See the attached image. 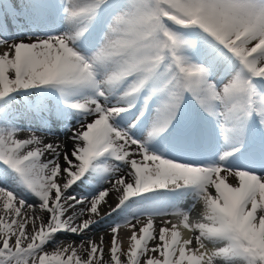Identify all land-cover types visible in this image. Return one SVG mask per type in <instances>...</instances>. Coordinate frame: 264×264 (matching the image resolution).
<instances>
[{"label":"snow or ice","instance_id":"snow-or-ice-1","mask_svg":"<svg viewBox=\"0 0 264 264\" xmlns=\"http://www.w3.org/2000/svg\"><path fill=\"white\" fill-rule=\"evenodd\" d=\"M0 264H264V0H0Z\"/></svg>","mask_w":264,"mask_h":264},{"label":"bare ground","instance_id":"bare-ground-1","mask_svg":"<svg viewBox=\"0 0 264 264\" xmlns=\"http://www.w3.org/2000/svg\"><path fill=\"white\" fill-rule=\"evenodd\" d=\"M21 24H23L24 23V21L22 20L21 22H20ZM8 27H9V30L10 31H12V32H15L16 31V29L13 27V23L12 22H8ZM28 122L27 121H22L21 122V127H24V124H27ZM73 127H75V124L73 123ZM53 131H55L56 132V135L55 136H51V137H46L45 138V142H48L49 140H55V139H57V137L60 139V141H62V142H66L67 141V136L68 135H70V133H64L63 132V130H61V131H56L55 129H53ZM23 133H27V132H23ZM23 133H21V138H24V137H26L27 136V134H25V135H22ZM38 135L39 134H41V133H37ZM70 143V142H69ZM109 203L110 204H113V206H114V204H115V198H114V196H110L109 198ZM105 211H107V209H105ZM142 220L143 219H145V218H141ZM133 223H135V221H133ZM155 226L158 228L159 226H160V220L158 219V217H156L155 218ZM129 229H126V228H121L120 229V232H119V235L122 237V238H124V237H126L128 234H129ZM103 233H104V236L105 237H108V242L110 241V239H111V237L107 234V228L104 230V231H102ZM101 231L99 232H94L93 233V235L96 237V238H98L99 236H100V234L102 233ZM185 235H187L186 233H185ZM108 242H105V247L107 248V246H108ZM123 247H127V241L125 240V242H124V244H123Z\"/></svg>","mask_w":264,"mask_h":264},{"label":"rangeland","instance_id":"rangeland-1","mask_svg":"<svg viewBox=\"0 0 264 264\" xmlns=\"http://www.w3.org/2000/svg\"><path fill=\"white\" fill-rule=\"evenodd\" d=\"M8 2H9V4H17L16 2H14V1H12V0H8ZM28 124V123H27ZM27 124H24V127L26 128L27 127ZM25 132H27V131H25ZM25 134H27V133H23L22 135H25ZM76 192H77V194H79L80 193V190L79 189H76ZM187 202H183V203H181V205H184V204H186ZM161 218V217H160ZM107 227H101V228H98V229H96L95 231L96 232H102V231H104L105 229H106ZM59 239H62V240H65V241H68V240H75L77 243H79V238L78 237H75V236H71V235H69V236H59L58 237ZM105 242H108V237H105Z\"/></svg>","mask_w":264,"mask_h":264}]
</instances>
